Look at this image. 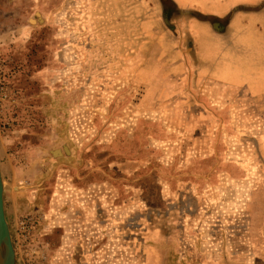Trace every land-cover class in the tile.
Listing matches in <instances>:
<instances>
[{"label":"rangeland","instance_id":"obj_1","mask_svg":"<svg viewBox=\"0 0 264 264\" xmlns=\"http://www.w3.org/2000/svg\"><path fill=\"white\" fill-rule=\"evenodd\" d=\"M253 1L229 17L264 12ZM194 16L172 0H0L17 264H264V66L262 94L228 88L188 36L178 71L163 38Z\"/></svg>","mask_w":264,"mask_h":264},{"label":"crops","instance_id":"obj_2","mask_svg":"<svg viewBox=\"0 0 264 264\" xmlns=\"http://www.w3.org/2000/svg\"><path fill=\"white\" fill-rule=\"evenodd\" d=\"M172 2L182 12L187 14L195 12L194 17L182 20L183 29L180 34L184 37L174 41L170 39V35H165L163 38V46L169 51L168 57H172V61L177 60L176 62L170 61L174 63L176 69L183 71L187 64L182 63L181 60L183 49L176 48L174 44H183L190 36L199 58L200 67L216 83L232 89H246L254 95L262 94L263 92L253 91L252 81L259 77V68L264 66V63L259 61L260 57L255 55L254 50H249L251 47L243 48L244 42L240 47L239 42L244 32H248L250 42L255 36V40L259 39L257 44L256 42L254 44L264 48V12L237 10L229 17V13L235 9L246 6L241 4L254 1L219 0L216 4L184 0H172ZM152 24L147 25V28H151ZM246 74L248 78L245 77ZM234 78L243 80L237 81Z\"/></svg>","mask_w":264,"mask_h":264},{"label":"water","instance_id":"obj_3","mask_svg":"<svg viewBox=\"0 0 264 264\" xmlns=\"http://www.w3.org/2000/svg\"><path fill=\"white\" fill-rule=\"evenodd\" d=\"M4 188L0 166V264H17L10 227L6 219Z\"/></svg>","mask_w":264,"mask_h":264}]
</instances>
